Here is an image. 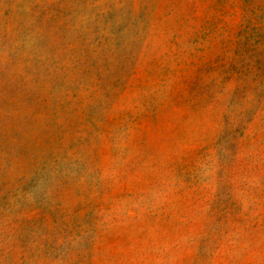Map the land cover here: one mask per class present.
Segmentation results:
<instances>
[{
	"label": "rangeland",
	"instance_id": "1",
	"mask_svg": "<svg viewBox=\"0 0 264 264\" xmlns=\"http://www.w3.org/2000/svg\"><path fill=\"white\" fill-rule=\"evenodd\" d=\"M0 264H264V0H0Z\"/></svg>",
	"mask_w": 264,
	"mask_h": 264
}]
</instances>
